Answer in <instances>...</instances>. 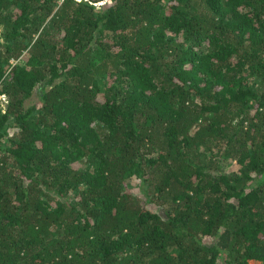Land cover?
I'll list each match as a JSON object with an SVG mask.
<instances>
[{"label": "trees", "instance_id": "1", "mask_svg": "<svg viewBox=\"0 0 264 264\" xmlns=\"http://www.w3.org/2000/svg\"><path fill=\"white\" fill-rule=\"evenodd\" d=\"M249 259L264 0H0V264Z\"/></svg>", "mask_w": 264, "mask_h": 264}, {"label": "rangeland", "instance_id": "2", "mask_svg": "<svg viewBox=\"0 0 264 264\" xmlns=\"http://www.w3.org/2000/svg\"><path fill=\"white\" fill-rule=\"evenodd\" d=\"M2 98H3L2 100H3V104H4L5 99H4V97H2ZM39 100H40V94H39V90L37 89V86H36V87H34L32 94L28 98H26L25 106H28V105L34 104V103L39 105L40 104ZM233 163H234V161H231V160L226 161L224 163V165L222 166V169L224 171H231L233 168L236 169L237 166L236 165L234 166ZM130 182H131V184H130L131 187L137 193V189L135 187V185L138 184L137 180L132 177ZM248 261H249V264H264V261L258 260V259H249Z\"/></svg>", "mask_w": 264, "mask_h": 264}]
</instances>
